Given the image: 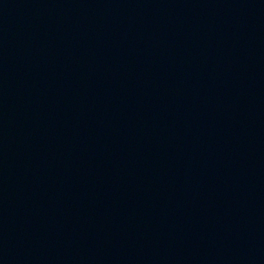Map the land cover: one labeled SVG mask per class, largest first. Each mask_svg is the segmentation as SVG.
I'll list each match as a JSON object with an SVG mask.
<instances>
[{"label":"water","instance_id":"obj_1","mask_svg":"<svg viewBox=\"0 0 264 264\" xmlns=\"http://www.w3.org/2000/svg\"><path fill=\"white\" fill-rule=\"evenodd\" d=\"M0 264H264V0H0Z\"/></svg>","mask_w":264,"mask_h":264}]
</instances>
